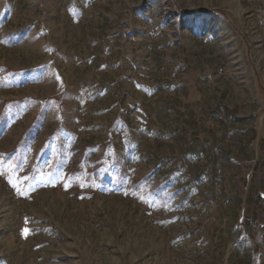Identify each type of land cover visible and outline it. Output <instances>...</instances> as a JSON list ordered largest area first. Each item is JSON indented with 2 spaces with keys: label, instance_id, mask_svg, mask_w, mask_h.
Wrapping results in <instances>:
<instances>
[{
  "label": "rangeland",
  "instance_id": "obj_1",
  "mask_svg": "<svg viewBox=\"0 0 264 264\" xmlns=\"http://www.w3.org/2000/svg\"><path fill=\"white\" fill-rule=\"evenodd\" d=\"M0 264H264V0H0Z\"/></svg>",
  "mask_w": 264,
  "mask_h": 264
}]
</instances>
